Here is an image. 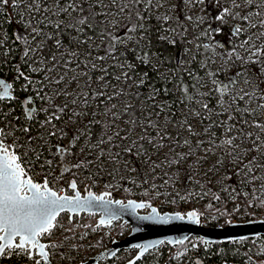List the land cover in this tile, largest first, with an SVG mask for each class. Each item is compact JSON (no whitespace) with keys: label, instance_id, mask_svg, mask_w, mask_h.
Segmentation results:
<instances>
[{"label":"rangeland","instance_id":"rangeland-1","mask_svg":"<svg viewBox=\"0 0 264 264\" xmlns=\"http://www.w3.org/2000/svg\"><path fill=\"white\" fill-rule=\"evenodd\" d=\"M177 1L180 2L184 24L193 32V40L187 41V50L191 53L199 52V45L211 35L214 45L212 52L208 54V66L216 73L224 74V79L217 76L216 80L223 81L229 78L230 87L226 97L236 114L235 120L228 118L226 121L228 125L226 134L233 140L236 155L231 153L230 160L225 154L218 156L219 150L214 152L201 144V142L213 143L214 139L205 124L207 119L203 118V115L191 112L184 105L175 112L153 100L142 101L140 128L137 130H132L129 125H125L117 119V116H114L112 131L115 139L114 148H110L107 142L104 150L103 143L106 138L92 139L88 134V124L91 118L95 122H101L106 118L102 106L104 101L110 100L114 105L112 115L126 104L127 98L119 99L117 96L121 93L123 72L120 70L116 83L110 84L100 79L97 90L92 88L88 90L86 83L89 76L83 70H76L73 57H77L84 68L87 69L88 64H94L101 72L106 68V64L113 60V57L100 53L102 38L81 36L79 34L81 31L72 37V46L62 45L58 51L51 52L48 57H45L39 50L41 40L33 43L34 38L41 33L42 27L70 23L73 12L71 9L64 12L63 9L69 3L79 4L82 0H32L24 10L14 14V18L16 35L22 40L24 38L18 28L25 30L29 21L27 13H30L32 18L36 17V13L38 14L32 33L26 34L29 39L28 44L31 43L32 46L23 53L20 64L28 63V73L41 72V77L37 79L32 77L20 86L23 89L36 91L40 99L50 102L52 97H57V104L67 107L70 117L64 120L53 112H49L42 119L39 118L38 110L34 109L31 103L14 108L10 100L7 103L0 98V119L2 120L8 113H14L13 120L4 122L5 125L3 123L1 127V140L16 155L22 170L28 167L27 173L25 171L24 173L30 179L39 177L36 179L46 183L52 180L61 188L60 195L72 196L75 190L83 195L87 190H91L94 193L106 192L108 198L112 200H122L126 193H129L126 200H142L144 188L139 183L143 182L150 188L152 205L156 206L158 201L164 202L168 212H181L174 207V197L168 196L169 180L175 183V194L180 195L182 190L186 189L190 195L188 200L177 201L181 209L190 206L189 210H191L198 203L199 198L211 194L202 181L209 183L217 190L229 188L232 200H235L233 188L235 185L241 186L244 188L245 197L249 200L253 190L248 189L246 185L249 182L248 167L261 175L264 180V127H261L264 126V108L260 107L264 105V58L261 64L257 65L256 71L252 72L248 66L251 59L247 53L264 45V29L258 15L250 7L251 3L247 0H209L208 3L205 0H151L149 3L153 11L160 12L165 9L169 14H174ZM86 2L96 7L100 21L115 20V26H117L124 20L126 9L131 1L86 0ZM124 5H126L125 10L121 12L120 8ZM7 8L1 0L0 12L3 13ZM219 23L228 29L231 38L226 37L216 27ZM108 25L112 27L111 23ZM237 28L240 29L239 32L236 31ZM161 32L170 40L174 35L173 30L166 25L161 28ZM240 35L243 37L239 38ZM120 39L124 41L122 44L125 46L131 44L122 33ZM97 57H104V59H97ZM232 60L235 65H232ZM152 63L160 73L167 74V69L159 60L153 58ZM234 68H238L239 71L235 73ZM232 81H235L234 85ZM204 85L206 95L212 98L217 106L213 80L206 76ZM90 93L91 102H86L84 99ZM4 105H9L6 111H4L6 107ZM15 110L19 111L18 114ZM219 118L223 119L221 110H219ZM30 120L35 121L39 126L49 122L50 128L38 127L35 135L29 138L19 123L27 125ZM237 126H241L247 136L244 137ZM32 130H36V127ZM157 133L165 139L166 143L163 146L162 143L154 145L148 154H143L139 147L133 145V141L141 137H145L147 142L153 141ZM198 137L201 139L200 142L197 140ZM178 140L179 143L176 146L173 145ZM192 143L195 147H192ZM249 146L253 147L252 153L247 150ZM131 147L137 151L134 158L125 154V149ZM166 150H169L171 154L175 153L171 163L163 157ZM37 160L38 166H36ZM244 160L248 162L247 167L239 165L240 161ZM227 165H230L234 171L229 181L222 179ZM176 166L179 170H175ZM181 168L188 174L184 186L181 184V179L185 174ZM72 174L75 178H72ZM157 178L158 181H155ZM73 183L75 189L71 187ZM126 183L135 185L134 191H130ZM260 187L263 188L264 183L258 186ZM142 213H146V210ZM90 216L97 217L82 214L70 219L67 213H63L56 219L51 231L39 237L40 241L47 243L46 249L52 264H78L108 246L111 239L106 238V244L99 249L98 246L87 243L94 238L93 230L81 232L74 229L77 224L83 223ZM242 216V214H234L230 222H245ZM204 217L205 221L200 222L204 226L222 223L217 214H206ZM199 218L202 219L200 214ZM71 223L74 224L72 228L69 227ZM225 223L228 222L223 224ZM120 224L119 221L115 222L109 228L114 231ZM125 226L116 239H121L128 234L129 227ZM13 251H16L15 259L10 264H38V262L45 264L34 254L29 257L26 249H7L0 260L12 257ZM259 260L264 262V252L261 253Z\"/></svg>","mask_w":264,"mask_h":264},{"label":"trees","instance_id":"trees-1","mask_svg":"<svg viewBox=\"0 0 264 264\" xmlns=\"http://www.w3.org/2000/svg\"><path fill=\"white\" fill-rule=\"evenodd\" d=\"M205 1L206 3L209 2V0ZM31 2L32 0H8L7 3H4L8 8L3 13L0 12V82H3L4 85H10L13 89V93L10 96V104L14 108L20 105L23 107L24 104L31 103L32 107L38 110L39 118L43 119L46 113L53 112L60 118L68 120L70 111L67 107L57 104V97H52L50 102L43 98L40 99L36 91L25 87L23 89L20 86L21 83L31 80L32 77L36 79L41 77V72L28 73V63L20 64L23 53L27 52L32 46L31 43L28 44L29 39L26 34L32 33L34 21L38 19V14L36 13V17L32 18L31 14L27 13L29 17L28 25L23 31L20 30L21 28H18L19 33L21 32L24 39L21 40L16 35L14 14H17L19 10H24ZM76 5L78 6V10H72L70 23L59 24V28L56 27L57 24L50 27H42L41 33L34 38L33 43L41 40L42 43L39 46V50L45 57H48L51 52L58 51L62 45L72 46V37L77 35L78 29L83 27V31L79 34L81 36L90 35L96 39L102 38L103 42L100 53H106L113 57V60L106 64L103 72L99 71L96 67L93 68L91 64H88L86 69L77 57H73L76 70H83L89 76L86 83L87 89L90 90L92 88L97 90L101 77H103L101 80H105L107 83H116L120 70L123 72L122 77L124 81L121 85V93L117 96L119 99L127 98L128 101L113 115L112 110L114 105L110 100L104 101L102 106L104 107L103 111L106 113V118L101 122H95L91 118L88 124V134L92 139L99 138L102 140L105 137L106 141L103 143L104 150L107 142L110 148L113 149L115 144L112 132L114 116H117V119L124 122L125 125H129L132 130H137L140 128L142 101L150 102L153 100L164 104L175 112L184 105L191 112L203 115V118L207 119L205 124L213 134L214 139L213 143L201 142V144L214 152L219 150L218 156L225 154L230 160L231 153L236 155L234 144L229 146L224 143L225 140L229 139L226 134V129L228 128L226 121L229 117L235 120L236 114L231 109L230 101L226 97L227 91H222L223 85H230L229 78L223 81L216 80L217 76L224 79V74L216 73L208 66V54L212 52L214 45L211 35L204 39V43L199 45V52L191 53L187 50V41L193 40V32L184 24L179 1L176 2L174 14H169L165 9L160 12L153 11L149 0H140L138 4L130 2L126 9L124 20L120 25L115 27L102 23L99 20L96 7L91 6L86 0H82L81 3ZM250 7L258 15L259 22L264 29V0H252ZM79 9H83V11ZM137 12L140 14L139 17L136 15ZM88 15L92 16L94 27L80 26L76 23L81 16ZM70 24L74 26L69 27ZM133 25H143V28L130 34L127 33V28ZM164 25L174 32L171 40L162 35L161 28ZM216 27L226 37L231 38L228 29H225L220 23L216 24ZM102 32L104 33L103 35H101ZM109 33L119 38L121 33L126 37L131 35L133 39L128 46L120 43L115 48H110L111 36ZM242 37V35L239 36V38ZM57 40L60 41L59 47L55 44ZM258 52L260 54L254 55V53ZM247 56L251 59V63L248 66L252 72H255L257 65H260L264 58V45L252 49L250 53H247ZM153 58L159 60L167 69V74L160 73L154 67L152 63ZM231 63L235 65L233 60ZM238 71V68H234L235 73ZM206 76L213 80V88L216 92L215 99L218 107L214 104V100L205 93L204 80ZM90 97L91 93L84 100L91 102ZM204 104H207L208 107L204 108ZM219 110L222 112L223 119L219 118ZM18 112V110H15L16 114ZM8 119H11V116ZM19 126L24 128L29 138H32L37 132L38 127L48 126L50 128V123L48 122L39 126L38 123L30 120L27 122V125L19 123ZM33 127H36V130H32ZM237 129L242 132L244 137L247 136L241 126H237ZM180 139L181 136L179 137ZM179 140L173 145L176 146ZM197 140L201 141L199 137ZM158 143H162V146L166 143L161 135H157L151 143L147 142L145 137L143 139L139 138L135 146L139 147L143 154H148L154 145H158ZM192 147H195L194 143H192ZM252 148V146H249L248 152L252 153ZM129 149L131 151H126L125 154H128L132 158L136 157L137 151L135 148L131 147ZM174 154L166 150L163 157L171 163L174 159ZM240 163V166H248L247 160L240 161ZM36 166H38V160L36 161ZM175 170H179V167L176 166ZM181 170L185 174L181 179V184L184 186L188 174L183 168ZM24 171L27 173V166L24 167ZM233 172L232 167L227 165L222 179L225 181L231 180ZM71 176L75 178L74 174ZM248 176L249 182L246 183L247 188H252L253 190L251 195H249V200L245 197L244 188L241 186L235 185L233 188L235 200H232L229 188L217 190L212 188L209 183L202 181V184L209 189L211 194L197 200L200 208L205 212L217 214L220 221L229 223L234 214H246L249 207L263 206L264 187L258 188V186L264 183V180L261 175L250 167H248ZM155 181H158V178ZM126 185L130 191H134L135 185L130 183H126ZM139 185L144 188L141 199L152 203V196L150 195L148 185L143 182H140ZM174 188L175 183L169 180L167 185L168 196L174 197L173 203L178 207L177 201L179 199L188 200L190 199V195L186 189H183L180 195L175 194ZM127 197H129V193L125 194L122 201H125ZM233 207L235 209H232ZM96 219L90 216L83 223H79L75 227L71 223L69 227H74L75 230L81 232L93 230L94 238L87 243L98 246L99 249L106 244V238L111 240L118 238L122 228L126 227L120 224L114 231H111L109 227L99 226L96 228ZM13 252L12 257L2 258L0 264H10L15 259L16 251ZM262 252H264V236L213 244L204 243L197 237H191L183 245L171 246L164 243L148 251L135 264H196V259L203 264H264V262L259 260ZM134 253L135 250L133 249L123 250L113 259L103 260L100 264H124Z\"/></svg>","mask_w":264,"mask_h":264},{"label":"water","instance_id":"water-1","mask_svg":"<svg viewBox=\"0 0 264 264\" xmlns=\"http://www.w3.org/2000/svg\"><path fill=\"white\" fill-rule=\"evenodd\" d=\"M6 97H9V95ZM0 146L3 145L0 143ZM3 147L9 154H13L8 148L5 146ZM16 162L19 164L17 160ZM22 179L31 180L27 175H24ZM37 185L40 186V184ZM47 189L54 192L57 197H65L68 200H74L76 196H79L80 199L79 205L75 203H64L62 208L57 209L58 214L53 224L61 214L67 213L70 219L74 216L79 217L82 214L96 215L97 219L95 226L110 227L113 223L119 221L121 224H125L129 227V232L125 237L121 239H112L108 246L78 264H100L103 260L113 259L120 251L132 249L135 250L134 255L124 264H135L148 251L164 243L171 246L183 245L191 237H197L204 243L207 241V243L213 244L264 236V221L261 220L231 222L224 227H205L199 223L198 215L191 219L189 218L188 214L196 212L195 210H189L185 215L181 212H160L159 209L149 201L135 199H128L125 201L121 199L112 200L108 198V193L106 192L94 193L91 190H87L81 195L75 190L74 195L67 196L58 195L49 187H47ZM41 191H44V187L41 188ZM89 194H91V198H89ZM20 195H31V193L27 188H24ZM99 197H103V199L101 200ZM117 201H119V203H117ZM129 202H132V205L143 204L145 206L134 207L130 206ZM152 209L156 211L153 212ZM144 210H146V213H142ZM0 235H2V233H0ZM161 241H163V243H161ZM180 241H182V243ZM19 242V237H15L12 240L13 247H5L4 251L7 249H21L17 246ZM40 243L45 246L44 251L47 255L44 257H42L38 250L31 245H25V248L22 250H28L29 257L34 254L45 264H52L49 259L48 250L46 249L47 243L42 241H40ZM3 253H0V257ZM195 261L198 263L197 259Z\"/></svg>","mask_w":264,"mask_h":264},{"label":"snow or ice","instance_id":"snow-or-ice-1","mask_svg":"<svg viewBox=\"0 0 264 264\" xmlns=\"http://www.w3.org/2000/svg\"><path fill=\"white\" fill-rule=\"evenodd\" d=\"M4 3H7L8 0H3ZM132 3L138 4L140 0H131ZM151 2V0H149ZM248 3H252V0H247ZM126 5L120 8V11L125 10ZM69 9L76 11L78 6L74 3H69L66 8L63 9L64 12H68ZM83 11V9H79ZM105 15H108L105 13ZM139 17V12L136 14ZM93 18L91 15L81 16L76 23L80 26L94 27ZM102 23L108 24L111 23L112 27H115V20L102 21ZM74 25H69L73 27ZM57 28L60 27L59 24L56 25ZM143 25H133L127 28V33L136 32L138 29H142ZM83 31V27L78 29ZM240 31L239 28L236 30ZM104 33L102 32L101 35ZM110 48H115L117 44L123 43L119 37L111 35ZM127 39L131 41L133 37L131 35L127 36ZM27 43V41H25ZM57 47L60 46V41H56ZM254 53V55H258ZM72 55H76L72 53ZM55 59V57H53ZM97 59H104V57H97ZM95 68V65H92ZM127 75V74H125ZM63 79V77H61ZM103 79V77H101ZM59 82V81H57ZM247 82V81H245ZM232 84H235V81H232ZM10 85H4L3 82H0V98H3L8 94V89ZM230 85H223L222 91H227ZM219 90V89H218ZM99 95V94H98ZM243 99V97H241ZM75 103V101H73ZM204 108H207L208 105L204 104ZM261 108H264V105H260ZM232 117H229L231 119ZM264 127V126H261ZM119 135V133H116ZM159 135V133H157ZM111 139V137H109ZM143 139V137H141ZM152 141L149 140V143ZM136 141H133L135 145ZM187 143V141H185ZM229 146H232L233 140H225ZM125 151H131V149L126 148ZM17 158L13 154H9L7 150L0 146V253H3L5 247L12 248V240L15 237H19V248H25V245H31L35 247L39 254L44 257L47 253L44 251L45 246L40 243L38 237L44 233H48L55 226L53 221L55 220L56 215L58 214L57 209L62 208L64 203L77 205L80 204L79 196H76L74 200H68L65 197H57L54 192H51L47 189V184L44 185V191H41V187L37 184H34L31 180H24L22 177L25 175L24 171L20 168V165L16 162ZM71 187L75 188L73 183ZM27 188L31 195H20V193ZM91 198V194H89ZM103 199V197H99ZM119 203V201H117ZM130 206L134 207H144L143 204L132 205V202H129ZM155 212V209H152ZM189 218L195 217L196 212H191L188 214ZM179 218V217H177ZM182 243V241H180ZM163 243V241H161ZM207 243V241H205ZM39 264V262H38Z\"/></svg>","mask_w":264,"mask_h":264},{"label":"built area","instance_id":"built-area-1","mask_svg":"<svg viewBox=\"0 0 264 264\" xmlns=\"http://www.w3.org/2000/svg\"><path fill=\"white\" fill-rule=\"evenodd\" d=\"M8 91H10V93H13V89H12V91H11V87L8 89ZM7 96V95H6ZM6 96H4L3 98H1V99H4V100H6V102L7 103H9V100H10V95H9V97H6ZM7 105V104H6ZM6 105H4V106H6ZM12 105V104H11ZM7 107H9V105L8 106H6L4 109V111H6V108ZM13 114L14 113H8L6 116H4V118L1 120L0 119V136H1V134H2V126H3V123L4 122H7V121H9V120H13L12 119V116H13ZM8 116H11V119H8L7 120V117ZM4 125H5V123H4ZM0 143L3 145V146H5L6 148H8V150L10 151V152H12L13 153V151L11 150V148H9L8 146H6L5 144H4V142L1 140V137H0ZM14 154V153H13ZM15 155V154H14ZM16 156V155H15ZM25 175H27V174H25ZM28 176V175H27ZM36 178H39V177H32L31 178V180L34 182V183H37V184H40V186H41V188H43L44 187V185L45 184H47V187H49L50 189H52L53 191H55L58 195H60V193H61V188L57 185V183H55V182H53L52 180H50L49 182H42V181H40V180H38V179H36ZM155 207H157L158 209H159V211L160 212H168L167 211V209H166V206H165V204H164V202L163 203H161L160 201H158V202H156V206ZM174 207H176L175 209H179L180 211H181V213H183V215H185V213L187 212V211H189V208H190V206L189 207H186V208H183L182 207V209L181 208H179V206L177 207V206H175L174 205ZM174 207H172L173 209H174ZM161 209V210H160ZM191 210H195L197 213H198V215L200 214L201 216H202V219L201 218H199V223L201 222V221H205V219H203V218H205L204 216H206V214H211V213H208V212H205L204 210H202V208H200V206H199V204L198 203H196L195 204V206L193 207V209H191ZM169 212H174V211H169ZM243 216V221H249V220H261V221H264V206H262L261 208H259V209H257V208H255V207H249L248 208V212L246 213V214H242ZM222 222V221H221ZM224 222H222V223H217V224H215V225H211V226H205V227H224V226H226V225H228L229 223H225V224H223ZM231 223V222H230ZM201 224V223H200ZM202 225V224H201ZM204 226V225H203Z\"/></svg>","mask_w":264,"mask_h":264},{"label":"flooded vegetation","instance_id":"flooded-vegetation-1","mask_svg":"<svg viewBox=\"0 0 264 264\" xmlns=\"http://www.w3.org/2000/svg\"><path fill=\"white\" fill-rule=\"evenodd\" d=\"M0 90H2V89H0ZM7 95H12V93H10L9 91H8V94ZM97 218V217H96ZM196 264H203V263H201V262H198V263H196Z\"/></svg>","mask_w":264,"mask_h":264},{"label":"bare ground","instance_id":"bare-ground-1","mask_svg":"<svg viewBox=\"0 0 264 264\" xmlns=\"http://www.w3.org/2000/svg\"><path fill=\"white\" fill-rule=\"evenodd\" d=\"M264 206V205H263ZM255 207V206H254ZM262 207V206H261ZM261 207H255V208H257V209H259V208H261Z\"/></svg>","mask_w":264,"mask_h":264}]
</instances>
